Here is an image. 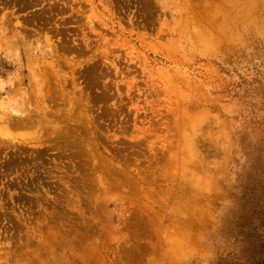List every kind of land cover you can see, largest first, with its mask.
Masks as SVG:
<instances>
[{"label": "rangeland", "instance_id": "374dc122", "mask_svg": "<svg viewBox=\"0 0 264 264\" xmlns=\"http://www.w3.org/2000/svg\"><path fill=\"white\" fill-rule=\"evenodd\" d=\"M260 221L264 0H0V264H246Z\"/></svg>", "mask_w": 264, "mask_h": 264}, {"label": "trees", "instance_id": "16d2710c", "mask_svg": "<svg viewBox=\"0 0 264 264\" xmlns=\"http://www.w3.org/2000/svg\"><path fill=\"white\" fill-rule=\"evenodd\" d=\"M262 208L260 207V210ZM258 227L260 229L258 232L262 231L263 236H259L257 239L251 238V241H247L249 245L247 246L248 261L246 264H264V221H260Z\"/></svg>", "mask_w": 264, "mask_h": 264}]
</instances>
